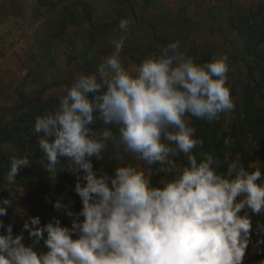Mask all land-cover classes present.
Instances as JSON below:
<instances>
[{
    "label": "clouds",
    "instance_id": "9594fccd",
    "mask_svg": "<svg viewBox=\"0 0 264 264\" xmlns=\"http://www.w3.org/2000/svg\"><path fill=\"white\" fill-rule=\"evenodd\" d=\"M128 25L121 19L118 27L127 33ZM125 39L111 42L114 52L95 74L76 77L54 112L35 119L33 132L42 133L38 143L49 174L56 175L61 158L74 172L82 170L74 188L82 209L73 211L71 200L54 203L72 218L71 227L59 219L44 225L39 216L25 219L31 245L23 231L14 236L9 224L0 234V264H243L253 217L264 216V172H249L237 159L224 161L226 174L220 173L222 162L210 153H201L198 162L193 150L203 140L186 119L211 123L234 109L227 57L200 65L173 42L133 72L121 60ZM97 121L103 127L94 130ZM109 144L122 150L112 174L91 162L93 156L104 160ZM180 153L187 166L177 167L172 159ZM124 155L159 164V172L176 169L177 175L154 186L144 171L123 163ZM28 164L14 159L7 183L14 184ZM5 214L0 206V216ZM255 225L261 237L256 250L264 251L258 247L264 244V222ZM41 240L46 251L37 250Z\"/></svg>",
    "mask_w": 264,
    "mask_h": 264
},
{
    "label": "rangeland",
    "instance_id": "374dc122",
    "mask_svg": "<svg viewBox=\"0 0 264 264\" xmlns=\"http://www.w3.org/2000/svg\"><path fill=\"white\" fill-rule=\"evenodd\" d=\"M117 1L120 2L0 0V122L18 124L17 116L35 104L43 106L61 97L80 74H95L97 66L114 52L111 42L122 35H126V39L121 60L133 72L145 58L158 55L173 42L179 44V51L186 58L200 65L227 57V86L235 107L220 114L219 120L214 121L217 127L225 131L232 129L235 117L243 113L245 88L248 84L255 94L257 105L264 108V60H259L254 53H248L241 36L246 17L251 11L254 12L250 17L251 25L264 22V0H188V8L183 10L185 12L169 16L170 20L158 25L160 29L149 20L148 23L143 21L136 13L134 17L131 13L124 14ZM191 1L195 3L191 4ZM157 16L159 19L168 17L160 14ZM121 19L129 21L127 33L118 28ZM259 50L264 52V40L259 43ZM48 109H42L43 113L51 111ZM186 119L192 126L193 116L189 115ZM91 127L95 130L103 125L97 121ZM33 129L34 125L29 129L32 133L24 151L11 142L0 143V150L10 153L12 161L19 158L29 161L27 166L21 167L12 185L5 179L8 170L0 174V206L6 207V214L0 216L4 224L0 234H6L7 226L12 224L13 235L23 231L24 241L27 237V231L23 229L25 219L36 215L28 201L29 193L36 190L42 181L49 184L58 180H64L65 184L71 181L76 183L77 175L83 174L82 171L74 172L67 161L61 158L56 175H50L46 168L47 160L38 143L42 133H35ZM239 138L254 155L252 164L259 168V158L255 155L258 141H254L250 135L240 134ZM234 140L228 139L229 143L223 153L224 161H229L233 154L231 146ZM196 149L193 151L199 162L203 157L201 153L196 154ZM121 151L117 146L109 144L103 154L104 160H97L94 156L91 158L93 168H102L109 173L111 167L113 173L121 163L114 156ZM205 153L217 157L214 146L207 147ZM234 158L238 159L239 155ZM172 159L177 167L188 165L183 153ZM123 163H132L149 178L157 172L156 165L148 166L146 162L131 155H124ZM175 173L176 169L163 172L162 180H168ZM65 189L66 194L62 200L65 203L75 201L73 211L78 212L77 207L82 202L80 197L70 192L67 185ZM58 219L62 225L70 220L63 210H59ZM251 239L243 264H248V257L257 249L253 234Z\"/></svg>",
    "mask_w": 264,
    "mask_h": 264
},
{
    "label": "trees",
    "instance_id": "16d2710c",
    "mask_svg": "<svg viewBox=\"0 0 264 264\" xmlns=\"http://www.w3.org/2000/svg\"><path fill=\"white\" fill-rule=\"evenodd\" d=\"M253 14L254 12L251 11L248 17H246V23L245 26H243V31H241V36L245 40L248 53L250 55H253L254 53L257 57H259V60H264V52L260 50L258 51L259 43L264 40V22L251 25L250 17ZM256 31L257 33H255ZM232 93H234V91H232ZM254 95V92L251 91V86L248 84L245 88L243 113L235 117L232 129L230 131H225L220 126L217 127L216 123L214 122L210 123L207 120L193 117L192 127L196 129L195 136L196 138L203 140V144L198 145L195 152L196 154L205 153L207 147L211 148L214 146L217 153V158L222 162L220 168L217 169V171L220 173L226 174L227 164L224 163L223 153L225 151V146L227 145L225 141H228L229 138H235V140L234 144L231 146L233 154L231 155L228 162L237 160L234 158V156L239 155L238 159L245 166L246 170L251 172L257 169V167L252 164L254 155L251 154V152L246 149L244 143L240 141V134L245 136L250 135L254 141H258L259 145L256 147L255 155L259 158V169L264 172V108L257 105ZM59 100L60 97L43 106L40 104L33 105L28 109V111L22 112L21 116L16 115V121L18 124H4V122L1 121L0 143L8 141L17 145L21 150L24 151L27 147V144L29 143L28 137L31 136L32 133L29 131V129L32 127V125H35L36 117L44 115L42 109L49 108L48 111L57 109L59 107ZM11 161L12 159L10 153H4L2 150H0V174L9 170ZM100 163H98V165ZM156 167L157 172L153 174L150 179L154 186H159L160 181L162 180L163 172L158 171L160 167L159 164H156ZM108 171L109 173H112L111 167L108 169ZM175 175H177V173L172 174L168 180L174 178ZM24 176H26V174H24ZM75 184L76 183L73 181L65 184L64 180H58L54 184H49L47 181H42L36 190L29 193L28 201L36 211L35 216L40 217L41 225L47 224L50 221L54 222V220L58 219L59 210L54 208V203L57 199H62V197L66 194V185L70 188V192L75 193ZM81 209L82 202L79 203L77 211L79 212ZM82 219L83 217H81V220ZM253 219L254 223L252 234L255 238V242H257L261 239V237L256 232L255 221L260 220L264 222V216H255ZM71 223L72 218H70V220H68L62 226L71 227ZM24 243L26 245L33 244V241L29 238L28 232ZM36 247L38 251L47 250L43 240H41L40 244L36 245ZM258 247L260 249H264V244H259ZM262 259H264V251L256 250L254 254L248 257V264H258V261Z\"/></svg>",
    "mask_w": 264,
    "mask_h": 264
},
{
    "label": "crops",
    "instance_id": "0c3cea01",
    "mask_svg": "<svg viewBox=\"0 0 264 264\" xmlns=\"http://www.w3.org/2000/svg\"><path fill=\"white\" fill-rule=\"evenodd\" d=\"M187 2L188 0H120V2L117 1V3H120L124 14L131 13L134 17V14L136 13V16H138L140 19L143 18V21L148 23L149 20V22L157 24L156 27L158 29L161 28V26L158 25H161L167 22V20H170L169 16H178L185 12L183 10L188 8V6H186ZM190 3L193 4L195 2L191 1ZM98 9H101V7ZM99 11L101 12V10ZM158 14L167 15L168 17H161L159 19L157 16Z\"/></svg>",
    "mask_w": 264,
    "mask_h": 264
}]
</instances>
